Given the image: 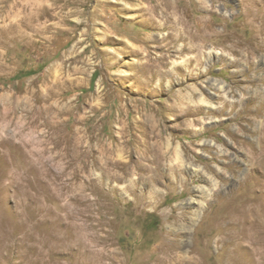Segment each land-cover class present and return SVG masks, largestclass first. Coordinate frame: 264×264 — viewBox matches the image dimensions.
Wrapping results in <instances>:
<instances>
[{
	"label": "rangeland",
	"instance_id": "374dc122",
	"mask_svg": "<svg viewBox=\"0 0 264 264\" xmlns=\"http://www.w3.org/2000/svg\"><path fill=\"white\" fill-rule=\"evenodd\" d=\"M261 209L264 0H0V264H228Z\"/></svg>",
	"mask_w": 264,
	"mask_h": 264
},
{
	"label": "bare ground",
	"instance_id": "6f19581e",
	"mask_svg": "<svg viewBox=\"0 0 264 264\" xmlns=\"http://www.w3.org/2000/svg\"><path fill=\"white\" fill-rule=\"evenodd\" d=\"M49 16L51 18L55 17L53 14H50ZM24 26L27 27L25 21L21 22V27ZM51 28L53 27L48 26L47 30H50ZM160 136H161L160 133L151 132V134L147 136V140L142 142V147L139 149L138 157L133 161V163H135V165L138 166L140 171L144 173L145 172L149 173L152 180L157 176L156 171L158 170V168H160V165L162 164V160L169 156L167 144L164 145V143L160 142ZM109 151L110 150H107L108 155L106 157V163H105L107 169L111 166L110 161H112L110 160ZM170 168L176 169L172 165L170 166ZM238 228L239 229L236 231V233L234 232L235 235L229 234V237L231 236L229 240V244L233 246L232 249L228 248L229 249L228 251L223 250L224 251L223 255L226 256V261L228 262V264H253V262L254 264H264V213L262 209L259 212L253 213L251 218L249 217L248 220L247 219L244 220L241 226ZM246 257L248 261L246 260Z\"/></svg>",
	"mask_w": 264,
	"mask_h": 264
}]
</instances>
